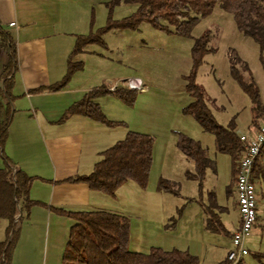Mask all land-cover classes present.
I'll list each match as a JSON object with an SVG mask.
<instances>
[{"label": "rangeland", "instance_id": "rangeland-1", "mask_svg": "<svg viewBox=\"0 0 264 264\" xmlns=\"http://www.w3.org/2000/svg\"><path fill=\"white\" fill-rule=\"evenodd\" d=\"M78 1L79 6L72 7L66 15L63 14L66 4L60 5L61 13L56 16L44 15L46 20L49 19V26L57 32L50 41L56 43L57 48L63 44L67 50H74L72 40L80 35H84L83 41L88 40L86 35L100 36L97 41L84 46L83 52L72 55L74 65L81 60L84 65L76 69L66 85L65 97L74 102L92 89H111V86L113 89L118 86L134 88L131 80L142 79L135 87L136 95L132 102L123 101L113 92H103L96 98L106 117L120 123L113 127L123 129L124 137L129 131H139L154 138L145 197L131 194V201L126 202L131 224L130 249L148 252L153 246L166 250L179 248L199 254L203 264H219L232 249L230 232L237 215L234 197L228 192L233 158L231 154L218 150L214 133L205 130L192 114L185 112L193 100L187 91L188 76L193 67L192 47L198 37L209 33V47L214 50L206 54L196 82L206 91L208 105L216 121L224 126L234 121L239 135L253 133L252 123L257 114H261L259 121L264 120V62L260 47L252 37L238 29L233 15L220 6L202 17L190 36H180L161 30L148 21H143L137 29L117 27L116 21L137 10V4L128 0ZM43 9L48 11L50 5ZM75 33H78L76 37ZM231 51L246 62V66L238 62L237 67L246 78L255 79L261 107L233 77ZM13 92L14 104L17 103L20 110L33 114L28 108V96L23 87L17 85ZM0 99L4 103L7 100L1 93ZM48 101L43 97V108L44 104L53 108L54 104ZM48 111L39 115L50 116L51 111ZM53 111L54 114L55 109ZM180 133L199 140L214 161L205 177L203 198L199 182L189 175L195 171L194 163L177 146ZM0 164L5 165L1 148ZM260 165L264 170V151ZM162 179L170 181L177 193L160 190ZM253 180L263 217L251 232L252 237L246 245L250 252L243 262L264 264V258L259 261L254 255L257 251H264V178ZM158 191L164 193L159 200L154 199ZM209 191H214L219 203L228 208L221 212V218L229 233L206 228L207 218L212 215L204 207V203L209 204ZM138 202H143L144 207ZM7 224L6 219L0 218V241L6 237Z\"/></svg>", "mask_w": 264, "mask_h": 264}, {"label": "trees", "instance_id": "trees-1", "mask_svg": "<svg viewBox=\"0 0 264 264\" xmlns=\"http://www.w3.org/2000/svg\"><path fill=\"white\" fill-rule=\"evenodd\" d=\"M128 1L136 3L137 10L132 15L116 21L117 27L137 29L143 21H148L161 30L180 36H190L201 18L212 13L216 6H220L233 15L236 25L242 33L255 40L263 53L262 61L264 62V0ZM113 26L110 25L112 28ZM0 32L8 55V62L1 73L2 84L0 85V93L7 99L5 103L0 99V148L5 160V165L0 167V218L6 219L8 223L6 237L0 241V264H13L21 223L29 215L33 206L46 205V203L31 198V188L37 177L31 176L22 168L15 166L4 152V145L15 111L13 89L18 69V51L13 38L1 25ZM82 36L84 35H80L76 39L64 77L46 87L48 90L58 91L66 87L76 69L83 67V61L76 62L74 65L73 56L83 52L84 46L100 38L99 35L97 37L91 34L86 35L88 40L83 41ZM209 36V33L201 35L195 40L192 47L193 67L188 76L187 91L193 100L185 108V112L192 114L205 130L216 135L219 151L231 154L234 163V180L237 182L239 163L245 150V142L241 140L234 121L229 126H224L216 121L208 105L206 91L196 82L198 69L204 62L206 54L214 50L209 47ZM230 58L233 77L261 107L260 91L255 79L253 77L246 78L238 69L237 64L242 60L235 51H231ZM242 63L246 66V62ZM103 92H113L123 101L132 102L136 95V88L118 86L115 89H92L85 93L82 99L66 109L61 121L75 114H83L108 126L119 125V122L106 117L100 104L96 101V98ZM130 95L132 96L130 97ZM260 116V113L257 114L254 120L258 127L260 126L258 120ZM153 145L152 135L129 131L123 139L100 152V158L92 172L78 174L64 181L86 183L91 189L110 196H114L118 188L128 181H133L144 189L148 185L153 161ZM177 146L194 163L195 171L190 172L189 175L199 182L200 196L203 198L204 179L208 169L213 167L214 161L209 157L207 148L199 140L186 134H179ZM260 171H262V167L259 158H257L253 170L254 179L260 176ZM159 189L177 193L175 186L168 180H160ZM207 198L209 204L204 203V207L207 212L212 213L207 220V228L212 231L228 233L220 215L215 211L227 208L218 204L214 191H209ZM50 209L74 220L63 253L62 264H202L197 254L179 248L166 250L153 246L148 252L131 250L130 219L120 213L106 210H70L58 206H51ZM254 255L259 261L264 258V252H256ZM219 264H243V259L233 263L227 256Z\"/></svg>", "mask_w": 264, "mask_h": 264}, {"label": "crops", "instance_id": "crops-1", "mask_svg": "<svg viewBox=\"0 0 264 264\" xmlns=\"http://www.w3.org/2000/svg\"><path fill=\"white\" fill-rule=\"evenodd\" d=\"M61 4H66L65 12L63 11L66 15L68 11H72V7L79 6L80 2L78 0H0V25L9 32L18 51L14 89L17 85L23 87L28 96V108H31L33 113L22 111L17 103L14 104V116L4 152L15 166L37 177L31 188V198L46 203V205L33 206L28 216L24 214L26 217L21 223L20 239L14 252V264H62L74 220L54 212L50 209L51 206L70 210H106L128 217L129 209L126 202L131 201V194L139 195V198L145 197L146 189H142L133 181L122 184L114 196L95 191L86 183L64 181L78 174L92 172L100 158V152L123 139L124 131L120 127L108 126L83 114H75L61 121L66 109L78 101L71 102L65 97L67 93L63 92L68 90L67 87L58 91L46 88L64 77L68 68L69 53L72 52L63 44L57 48L56 43L50 42L57 32L49 26V19L44 18L46 13L55 16L57 13L60 14ZM48 5L50 9L44 10L43 7ZM13 21L16 25L10 26L9 23ZM77 34L75 33L74 36L76 37ZM75 42L76 40H72L73 47ZM7 62V49L3 43L0 48V85L1 73ZM133 80L137 84L142 81L141 78ZM113 88L114 86H111V89ZM43 97L48 98V103L54 104L53 108L46 107L45 104L44 108L42 107ZM42 111H48L50 116H40ZM254 120L251 129L253 133L258 128ZM263 124L264 120L259 121V125ZM263 151L264 147L258 156L259 163ZM0 167L3 166L0 164ZM259 175L260 178H264L263 169ZM228 192L234 197L237 210L232 225L233 231L230 232L233 248L232 236L239 228L241 219L233 162L232 181ZM157 193L154 199L159 200L164 196L160 191ZM217 201L220 206L226 207L219 203L218 198ZM137 204L142 207L145 205L143 202ZM227 209L215 210L220 215L221 221V212ZM262 217L258 201L257 220L253 229ZM222 223L229 233L226 224L223 221ZM262 227L264 229V225ZM251 237L252 234L247 237L246 245ZM197 255L203 264L202 257Z\"/></svg>", "mask_w": 264, "mask_h": 264}, {"label": "built area", "instance_id": "built-area-1", "mask_svg": "<svg viewBox=\"0 0 264 264\" xmlns=\"http://www.w3.org/2000/svg\"><path fill=\"white\" fill-rule=\"evenodd\" d=\"M9 25L14 26L16 22H10ZM2 45L3 36L0 32V48ZM131 83L133 87L140 85L133 79ZM240 137L245 142V152L240 160L237 175L240 226L232 236L233 248L228 254V259L233 263H237L249 253L246 239L251 234L257 220L258 199L253 170L256 159L264 146V124L260 125L252 135L241 134Z\"/></svg>", "mask_w": 264, "mask_h": 264}]
</instances>
